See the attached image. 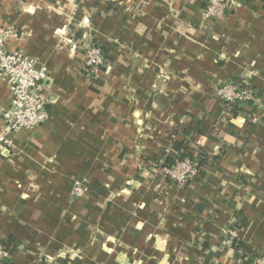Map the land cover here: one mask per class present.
I'll use <instances>...</instances> for the list:
<instances>
[{
  "label": "crops",
  "instance_id": "obj_1",
  "mask_svg": "<svg viewBox=\"0 0 264 264\" xmlns=\"http://www.w3.org/2000/svg\"><path fill=\"white\" fill-rule=\"evenodd\" d=\"M204 0H0L7 41L46 64L48 120L7 131L0 78V241L10 264H254L264 254V1L229 3L202 23ZM105 66H85L88 44ZM249 82L233 116L218 89ZM247 106V107H246ZM184 150L200 172L165 173ZM89 191L70 196L75 179ZM237 230L236 252L220 243Z\"/></svg>",
  "mask_w": 264,
  "mask_h": 264
},
{
  "label": "built area",
  "instance_id": "obj_2",
  "mask_svg": "<svg viewBox=\"0 0 264 264\" xmlns=\"http://www.w3.org/2000/svg\"><path fill=\"white\" fill-rule=\"evenodd\" d=\"M239 0H204L202 23L222 18L229 3ZM248 1V0H245ZM21 33L13 27L0 29V78L8 85L12 94L11 105L4 109L2 116L7 131L17 132L23 129L34 130L43 125L49 118L46 99L43 93L45 81L49 76L46 64L38 66L35 57L21 50H10L7 41L20 38ZM106 60L100 45L88 44L85 49V66L94 75H99ZM244 81V80H243ZM245 86L229 81L223 84L217 92L218 98L228 109L237 104L246 105L255 100L256 90L244 81ZM16 149L14 142L4 132L0 133V151ZM198 159L184 158L173 165L164 163L163 169L167 176L178 185H185L200 172ZM89 191L86 182L77 178L70 189V196L79 199ZM228 236L223 246L232 248L234 238H238L237 230L228 228ZM11 252L4 242L0 241V264H10ZM254 264H264V254L254 259Z\"/></svg>",
  "mask_w": 264,
  "mask_h": 264
},
{
  "label": "trees",
  "instance_id": "obj_3",
  "mask_svg": "<svg viewBox=\"0 0 264 264\" xmlns=\"http://www.w3.org/2000/svg\"><path fill=\"white\" fill-rule=\"evenodd\" d=\"M264 1V0H263ZM231 81H233L234 83H238V84H241L242 86H245V84H244V81H243V79H239V78H234L233 80H231ZM251 103V101L250 102H248V104H250ZM247 104V105H248ZM247 107V106H246ZM245 110V104L244 105H242V104H237V105H235L232 109H231V112H232V115L233 116H237V115H240V113H242V111H244ZM190 158V159H196V156H193L190 152H188L187 150H184V152L180 155V156H176V153L175 152H171L169 155H167V157L165 158V164H167V165H173V164H175L178 160H182V159H184V158ZM203 163H205V161L202 159L201 161H199V163H198V165L200 166L201 164H203ZM188 182H190V180L188 181ZM188 182H186V184L188 183ZM185 184V185H186ZM83 197V196H82ZM81 197V198H82ZM233 228L235 229L236 227H234L233 226ZM227 234L225 233L224 235H222L221 236V238H220V243L221 244H223V242H224V240L227 238ZM6 245V247L10 250V252H11V249H10V245L9 244H5ZM242 247V244H241V242H240V240H239V238H234V240H233V246H232V248L236 251V252H238V250L240 249Z\"/></svg>",
  "mask_w": 264,
  "mask_h": 264
},
{
  "label": "water",
  "instance_id": "obj_4",
  "mask_svg": "<svg viewBox=\"0 0 264 264\" xmlns=\"http://www.w3.org/2000/svg\"><path fill=\"white\" fill-rule=\"evenodd\" d=\"M39 66V65H38Z\"/></svg>",
  "mask_w": 264,
  "mask_h": 264
}]
</instances>
